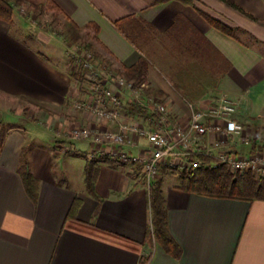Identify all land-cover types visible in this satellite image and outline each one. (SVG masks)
Segmentation results:
<instances>
[{
	"label": "crops",
	"instance_id": "0c3cea01",
	"mask_svg": "<svg viewBox=\"0 0 264 264\" xmlns=\"http://www.w3.org/2000/svg\"><path fill=\"white\" fill-rule=\"evenodd\" d=\"M25 1L57 7L62 20L95 37L117 71L145 58L149 67L142 88H150L151 95L157 90L160 99L172 103L167 108L173 123L187 124L185 103L202 109L227 94L237 104L235 119L244 134L258 135L250 136L253 144L232 141L231 149L239 154L264 150L257 125L264 121V0H229L253 19L219 0ZM207 18L232 29L234 37ZM16 21H0V97L46 109L39 125L22 127L0 112L6 130L0 144V264H264V200L201 195L182 189L173 174L159 173L168 232L179 250L173 256L147 235L149 185L138 168L99 154L90 195L85 183L89 143H73L66 154L58 150L63 122L85 124L84 113H56H63L77 93L75 74L68 70L73 63L63 62L51 42L25 39ZM152 60L167 71L172 90L154 74ZM150 116L144 119L149 129L156 125ZM17 118L21 115L12 120ZM24 168L36 181L35 200L24 188Z\"/></svg>",
	"mask_w": 264,
	"mask_h": 264
},
{
	"label": "built area",
	"instance_id": "2783aa9c",
	"mask_svg": "<svg viewBox=\"0 0 264 264\" xmlns=\"http://www.w3.org/2000/svg\"><path fill=\"white\" fill-rule=\"evenodd\" d=\"M88 59H82L84 66H90ZM91 70L90 77L91 91L95 96L96 104L102 102L96 108H90L93 114L99 119L106 116L110 120L116 119L120 99L124 97V91L130 95V101L141 97L140 90L134 89L131 82H126L119 75L108 76L105 71ZM114 75V74H111ZM143 87V86H142ZM120 98V99H119ZM148 110L155 114L156 125L153 128L123 125V130L127 131L130 138L125 141L121 138L124 148L136 147L137 138H144L146 147L138 157H133L122 150L114 151L105 149V144H110L115 134L107 132H97L90 134L87 129L74 130L72 139H91L92 146L98 154L110 156L117 163L136 162L140 165V172L145 177L147 184L159 177L160 169L165 167L170 170H197L201 167L209 166L216 169L218 166L225 167L231 173H251L255 177L264 178V154L258 152L239 154L227 146L231 142L241 138L242 126L235 119L237 104L227 94H220L215 100L202 109H197L193 104L187 103L188 122L187 124L173 123L169 111L162 103L154 99L147 98ZM106 102L117 104L114 110H104L103 104ZM82 102L76 103L77 108H83ZM120 103V104H119ZM111 106V105H110ZM94 114V115H95ZM130 120L134 117L126 116ZM140 122V121H139ZM132 124V125H131ZM104 134V135H102ZM213 136H217L216 141H212ZM117 137V135H116ZM134 138V141H133ZM210 158L209 164H203L198 158ZM119 160V161H118Z\"/></svg>",
	"mask_w": 264,
	"mask_h": 264
},
{
	"label": "rangeland",
	"instance_id": "374dc122",
	"mask_svg": "<svg viewBox=\"0 0 264 264\" xmlns=\"http://www.w3.org/2000/svg\"><path fill=\"white\" fill-rule=\"evenodd\" d=\"M15 19H17L16 21V27H18L20 30L21 35L25 38V39H30L32 38V40H34V43H38L40 45H43L44 43L47 44L48 42H51V45L54 46V49L57 50L60 54H62L63 58V62L65 61H69V63L73 66L69 67L68 70L70 69V73L75 74L74 78H75V84H76V88H77V93L76 95L73 97V101H70L69 103V107H66L65 110L63 111V113L61 112V114H59V109L56 110L57 115H66L67 113H70L72 116L77 115V114H83L84 113V122L85 124H78V123H71L72 121L69 120L68 121V125L66 123H62L61 125L63 127H61V133L58 134V139L59 141L62 138V134L64 133L65 136L64 140L62 142H60L58 145V150L60 154H66L67 152L70 151V147L73 143H78V142H85V143H89L88 145V149H87V153L85 154V156L87 157V159L89 160H94L95 158L98 157V151L96 150L95 147L92 146V142L91 139L87 138L86 140H81V139H72L71 134L74 133V130H79V129H87L89 130V133H95L98 131L100 132H107V134H115V137L111 140L112 142L108 145L105 144V149H109V151L112 149L114 151L115 150H122L125 151L126 153H128L129 155L133 156V157H138L141 153V151L143 149H145L146 147V142L145 143H141L142 141H145L144 138L140 137L135 139L136 142V147L138 152L137 153H132L131 150L134 148H129L126 149L122 146V142H121V138L125 139V141H127L130 137L127 136V134H129L127 131L123 130V125H130V123L134 124L132 126H138L140 127L142 123V121L139 122L138 119H134V120H130L128 119L127 116V112L126 109H128L127 106L128 103H130V95L128 92L124 91V97L123 98H119L120 99V106L118 107V113L121 111L122 113L118 114L115 116L116 119L114 120H110L108 119L106 116H103L101 118H97L96 114L94 115L93 112L91 111L90 108L92 107H97L98 105H102V102H98L96 104L95 102V96H93V92L91 91V85H90V74H79L80 72V68H82L81 63H82V59H88V64L91 65L88 66L90 71L91 70H99V71H105L106 73H108V76L110 75L115 76V75H111L114 74L116 68L112 67V66H108V64L105 62H109L110 58L107 56V54L105 53V50L100 46L99 42H95V40L90 39H86V32H84L83 30L81 31V34L83 36V44L86 45V47L88 48L89 44L91 43L93 48L95 51L98 52L99 57L98 59H95L94 55H93V50H91V48H89L88 50H86V47L83 46V44L81 43H77V44H72V43H67L65 42L66 40L63 39V25L64 23H66L64 20H62L59 16H58V11L54 10L52 7L50 8H38V7H30L29 5H22L19 6L17 8H15L14 10V16ZM20 27H22V29H20ZM244 38V37H243ZM31 40V41H32ZM247 41H249L248 39H246ZM28 41V40H27ZM30 41V42H31ZM38 41V42H37ZM40 42V43H39ZM60 42H62L60 44ZM250 42V41H249ZM99 43V44H97ZM57 55V54H56ZM145 59V58H144ZM146 60V59H145ZM147 61V60H146ZM62 62V63H63ZM111 63V61H110ZM152 64V69L154 74H156L157 78H159L161 81H163L166 85L167 88H169L170 90H172L171 86H170V76L168 75L167 71L163 70V69H158V64L155 62V60H152L150 62ZM149 65V63H148ZM158 69V70H157ZM72 71V72H71ZM98 71V72H99ZM79 74V75H78ZM165 87V89H166ZM154 92L152 93V95H150V97H152V99H154L156 102L162 103L164 106L168 107V105L172 104L166 101V99L162 98L160 99L159 97H161V92L157 91V90H153ZM159 99H158V98ZM216 99V98H215ZM80 103L83 104L84 102V106L83 108L78 109L76 103ZM0 103L2 105H4V107H2V105H0V112H2L3 115H11V122H14V124L16 123L17 126H24V125H28L29 123L31 125H39V122L42 120L41 116L43 111H45L46 107H44L43 104H38L35 102H30L29 100H11L10 98H2L0 97ZM168 104V105H167ZM111 105V106H110ZM106 102L105 104H103L104 106V110H114L117 108V104L113 105L112 103ZM187 103L184 104V106L186 107ZM7 106V107H5ZM168 109V108H167ZM185 109V108H184ZM120 110V111H119ZM187 110V107H186ZM19 115H21V118H17L15 120H12L15 117H18ZM69 116L70 118L72 116ZM170 115V114H169ZM4 116V117H5ZM79 116V115H78ZM8 117V116H7ZM238 122V121H237ZM241 126L242 124L240 122H238ZM2 125V124H1ZM259 126L258 129L261 128L262 130V134L260 135V137H263L262 140L264 139V121L263 123H258L257 124ZM144 127L145 124H143ZM244 127L242 126V131H244ZM58 131V130H57ZM61 134V135H60ZM104 135V134H102ZM117 135V137H116ZM253 137V139L257 136L251 135V134H244V132L241 135V138L244 142L245 145H248L249 143H252L253 139L251 137ZM128 138V139H127ZM218 139L217 136H213V139H211L212 141H216ZM239 139V138H238ZM255 140V139H254ZM134 141V138H133ZM231 144V145H230ZM253 144V143H252ZM227 146L229 145V147L231 148L232 143L228 142L226 144ZM255 152H258L260 154H264V150L258 149ZM251 153V152H250ZM253 153V152H252ZM248 152L246 154L243 155H247ZM105 158H110L112 159L110 156L105 155ZM119 161V160H118ZM117 163V162H116ZM119 164H124V165H130L132 167L138 168L136 169L137 172L140 171V165L137 164L136 162H126V163H121L119 162ZM250 173V172H249ZM251 174V173H250ZM170 175V173L168 174ZM253 175V174H251ZM172 177L178 178V176L176 175H172ZM255 177V176H254ZM258 178V177H255ZM169 181H173L172 178H170Z\"/></svg>",
	"mask_w": 264,
	"mask_h": 264
},
{
	"label": "trees",
	"instance_id": "16d2710c",
	"mask_svg": "<svg viewBox=\"0 0 264 264\" xmlns=\"http://www.w3.org/2000/svg\"><path fill=\"white\" fill-rule=\"evenodd\" d=\"M169 0H153V4H160ZM185 4H190L191 0H178ZM226 4L228 7L236 10L240 14L246 16L249 19H253L246 13H244L240 8H238L234 3L229 0H219ZM26 3L25 0H0V21L5 23H12L14 10L15 8L22 6ZM30 7H38V8H50L52 7L54 10L58 11L57 7L54 5L47 3L45 6H31ZM209 23L221 31L222 33L234 37L233 30L227 27L226 25L207 18ZM66 23L63 25V39L66 40L67 43L72 44H83V36L81 34L82 29L77 27L70 20H66ZM121 33L123 29L118 24L116 25ZM96 40L95 37L86 36V39ZM88 48L86 45V50L91 48L93 50V55L95 59L100 58L97 51H95L91 43H88ZM90 50V49H89ZM108 66H111L110 61H105ZM82 68H80L79 74H90L92 76L91 71L88 66H84L81 63ZM148 62L144 58H138L136 62L128 66H121L119 71H115L114 75H119L123 77L126 82H131L132 87L134 89H139L141 97L137 100L131 101L130 104L131 117L137 116L142 121L144 119L150 118V114L155 116L154 113H151L148 110L149 102L146 100L149 99L152 90L150 88H142L143 84L147 81V71H148ZM78 74V75H79ZM71 76H73L71 74ZM148 94V95H147ZM152 98V97H150ZM148 111L150 114H146ZM6 130L2 127L0 123V144L2 143L5 137ZM107 159V158H106ZM203 164H209L212 159L199 157L198 158ZM107 160L116 162L113 159L108 158ZM95 161L90 160L86 163L85 166V183L87 191L90 195H94V180L96 176ZM160 173L162 176L167 174H173L178 176L181 184V188L186 191L196 192L201 195H206L210 197H218V198H231V199H241V200H264V178H255L250 173H231L227 171L225 167L218 166L216 169H211L209 166L201 167L197 170H170L168 168H161ZM21 178L24 184V188L28 194V196L32 199H36V181L31 175V173L24 168L21 174ZM162 179H156L154 182L152 181L149 185V208L152 214L151 219V229L148 232V236L151 240H153L157 245H159L166 253L177 256L178 255V247L174 243L172 237L170 236L167 228V211L165 206V200L161 191Z\"/></svg>",
	"mask_w": 264,
	"mask_h": 264
}]
</instances>
